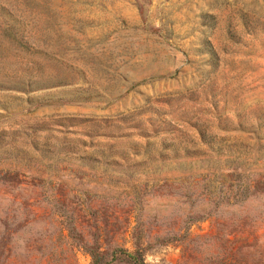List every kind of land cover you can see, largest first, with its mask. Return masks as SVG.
Instances as JSON below:
<instances>
[{
	"label": "rangeland",
	"instance_id": "rangeland-1",
	"mask_svg": "<svg viewBox=\"0 0 264 264\" xmlns=\"http://www.w3.org/2000/svg\"><path fill=\"white\" fill-rule=\"evenodd\" d=\"M139 231L144 264H264V0H0V264Z\"/></svg>",
	"mask_w": 264,
	"mask_h": 264
},
{
	"label": "trees",
	"instance_id": "trees-1",
	"mask_svg": "<svg viewBox=\"0 0 264 264\" xmlns=\"http://www.w3.org/2000/svg\"><path fill=\"white\" fill-rule=\"evenodd\" d=\"M135 230V228H132ZM132 245L134 250L129 253L128 257L132 264H144L143 256L145 248H143L144 244L149 240V236H143L140 231L136 232V234H132ZM92 256V264H102V259L104 255L101 252H92L90 251Z\"/></svg>",
	"mask_w": 264,
	"mask_h": 264
}]
</instances>
